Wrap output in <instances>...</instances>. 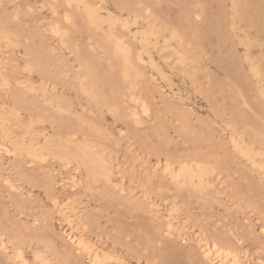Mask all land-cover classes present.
Segmentation results:
<instances>
[{
  "label": "rangeland",
  "instance_id": "374dc122",
  "mask_svg": "<svg viewBox=\"0 0 264 264\" xmlns=\"http://www.w3.org/2000/svg\"><path fill=\"white\" fill-rule=\"evenodd\" d=\"M0 264H264V0H0Z\"/></svg>",
  "mask_w": 264,
  "mask_h": 264
}]
</instances>
